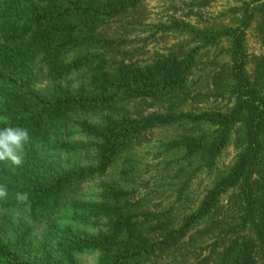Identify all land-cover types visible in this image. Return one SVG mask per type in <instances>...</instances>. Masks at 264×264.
<instances>
[{"label": "trees", "instance_id": "16d2710c", "mask_svg": "<svg viewBox=\"0 0 264 264\" xmlns=\"http://www.w3.org/2000/svg\"><path fill=\"white\" fill-rule=\"evenodd\" d=\"M141 1L0 0V115L30 135L15 173L0 162L12 209L0 213V264H74L69 255L87 251L99 252V264H156L190 243L189 232L218 213L224 196L231 213L210 221V239L193 263L181 264H264V55L249 63L243 31L253 20L264 41V0L242 8L241 27L224 29L227 61L216 65L211 83L223 87L229 106L196 112L188 109L196 48L143 64L107 57L114 42L103 29ZM181 28L204 44L221 36L190 24ZM78 73L74 89L61 85ZM154 106L159 109L149 112ZM172 125L187 126L188 133L167 149L196 158L195 170H212L232 139L237 148L191 212L175 219L170 212L139 210L113 183H104L93 200L76 196L78 185L103 176L149 131ZM74 133L89 143L73 139ZM15 192L29 193L30 211L16 204ZM91 219L103 220L104 230L78 228ZM41 221L54 230L33 242Z\"/></svg>", "mask_w": 264, "mask_h": 264}, {"label": "rangeland", "instance_id": "374dc122", "mask_svg": "<svg viewBox=\"0 0 264 264\" xmlns=\"http://www.w3.org/2000/svg\"><path fill=\"white\" fill-rule=\"evenodd\" d=\"M250 4L252 7L258 3L255 0H142L138 7L116 16L103 29V34L114 42L107 57L110 61L124 60L143 64L170 51L183 53L196 48V66L189 82L191 98L188 109L195 112L200 109H226L230 102L227 94L223 92V87L216 88L211 80L219 69L216 65L227 61L224 49L228 47L229 39L224 29L241 27L242 8ZM183 23L202 29L207 34L219 31L221 36L214 43L204 44L202 40L195 39L187 30H183ZM255 27V22L251 20L243 30L249 63L255 57L264 55V41L258 38ZM80 78L81 73L73 74L61 85L74 89ZM222 79L224 77H221V81ZM218 81L222 85L220 79ZM217 90H221V97ZM156 109L159 106H154L149 112ZM80 117L84 118L82 115ZM87 119L97 121V118ZM185 133H188V127L177 125L149 131L145 139L119 159L103 176L78 185L76 196L83 200H93L98 197L104 183H113L129 194L130 200L137 204L139 210L155 214L160 211L170 212L169 215L173 214L175 219L191 212L215 178L228 170L237 154V148L232 139L223 149L212 170H195L198 163L196 158L190 161L183 158V152L167 149L168 143ZM72 138L89 143L79 133H74ZM228 202V196H224L218 213L212 219L231 213L233 206ZM14 214H10L13 219L17 217ZM60 216L62 218L60 217L59 222H66L63 214ZM64 216H67V212ZM212 219L201 221L189 232L186 241L191 240L190 243L181 244L169 257L164 261H157L156 264H181L185 259L193 263L195 253L210 239L207 235ZM53 228L44 221L37 222V229L33 231V242L49 238ZM78 228L89 234H97L104 230V221L91 219L78 225ZM69 258L74 264H99L100 254L97 251H87L72 253Z\"/></svg>", "mask_w": 264, "mask_h": 264}, {"label": "clouds", "instance_id": "9594fccd", "mask_svg": "<svg viewBox=\"0 0 264 264\" xmlns=\"http://www.w3.org/2000/svg\"><path fill=\"white\" fill-rule=\"evenodd\" d=\"M0 123L5 125L0 128V162H9L13 166L11 171L15 173V170L21 167L24 162L30 135L27 128L10 125L7 116L0 115ZM11 195L17 205H24L25 212L30 211L31 203L28 192H15ZM9 197L8 184L0 183V213L9 214L12 211L6 206Z\"/></svg>", "mask_w": 264, "mask_h": 264}]
</instances>
